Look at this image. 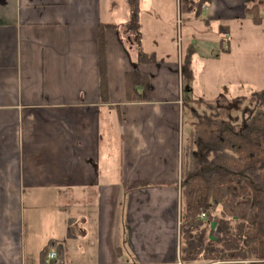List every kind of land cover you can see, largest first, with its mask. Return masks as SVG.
<instances>
[{
	"label": "crops",
	"instance_id": "1",
	"mask_svg": "<svg viewBox=\"0 0 264 264\" xmlns=\"http://www.w3.org/2000/svg\"><path fill=\"white\" fill-rule=\"evenodd\" d=\"M254 4L260 24L247 12ZM139 8L138 42L129 0H0V264H45L50 250L53 264H185L181 170L194 125L185 134L184 113L231 87L234 26L262 25L264 1L210 0L200 16L182 0ZM202 17L216 30L212 50L184 58L180 39L193 45L197 34L169 28ZM130 72L149 75L150 99L130 100ZM219 263L234 264H200Z\"/></svg>",
	"mask_w": 264,
	"mask_h": 264
},
{
	"label": "trees",
	"instance_id": "2",
	"mask_svg": "<svg viewBox=\"0 0 264 264\" xmlns=\"http://www.w3.org/2000/svg\"><path fill=\"white\" fill-rule=\"evenodd\" d=\"M128 29L139 42V0H129ZM210 0H182V6L200 16ZM254 23L262 22L259 4L247 9ZM111 26L105 24L104 27ZM103 25L99 31L100 86H107ZM222 31H226L222 28ZM142 62L156 61L154 53L141 51ZM184 81L192 80L190 59L184 65ZM130 100L150 99L149 75L127 74ZM227 102V104L225 102ZM197 98L203 111L194 109L196 121L186 142L181 170L180 254L186 262L229 261L264 264V87L229 101ZM204 211L205 219L197 218ZM199 224L196 237L192 224ZM213 224L219 235L210 234ZM189 227V229H188Z\"/></svg>",
	"mask_w": 264,
	"mask_h": 264
},
{
	"label": "rangeland",
	"instance_id": "3",
	"mask_svg": "<svg viewBox=\"0 0 264 264\" xmlns=\"http://www.w3.org/2000/svg\"><path fill=\"white\" fill-rule=\"evenodd\" d=\"M202 18L203 19H200L199 22H194L193 24L191 23V25L190 23H186L185 20H180L177 21L176 28H169V31H182L181 33L183 34V36H185L188 31H194V33L197 34V41H195L193 45H187L185 39H180V42L178 43V48H180L181 54L184 56V58L189 56L190 51L194 48L198 50L196 52L199 57L209 55L212 50V44L210 40L212 38V31L216 30L211 29L205 23L204 17ZM239 22L243 26H234L232 32V35L234 34L232 39L233 41H235V50L229 53H224V55L231 54L230 56H228L229 59L225 61V63H229L232 65V79L229 80L228 72L225 73V75H227V81L229 80L231 87H229L228 83V86L226 85L227 89H223L222 91L224 93L223 95L225 96L222 97L227 98L229 101L233 100L237 95L244 94L248 96L254 90L264 87V21L263 24L259 26L253 24L251 20L247 22ZM181 33L178 34L180 35V38L182 37ZM218 54H220V52H218ZM233 66L235 67V69H233ZM200 73L202 76H204L208 74V71L202 66ZM215 77H217V73L215 74ZM222 102L225 101L223 100ZM225 103L227 104V102ZM191 106L193 108H198L200 111H203L204 109L203 105L200 106L199 103L196 102H192L190 104V107ZM195 120V116L194 114H192L191 110L189 108L186 109L183 118V128L185 134H188V132L191 130ZM197 218H200L198 217V214ZM192 228H196L194 233H196L197 237L198 234L201 232L200 225L194 223L192 224ZM210 234L214 237H217L219 235V226L217 224H213ZM205 262L206 261L204 260H199V262L197 263L200 264ZM185 264L190 263H187L185 261Z\"/></svg>",
	"mask_w": 264,
	"mask_h": 264
},
{
	"label": "built area",
	"instance_id": "4",
	"mask_svg": "<svg viewBox=\"0 0 264 264\" xmlns=\"http://www.w3.org/2000/svg\"><path fill=\"white\" fill-rule=\"evenodd\" d=\"M198 217L202 218V219H205L206 217V214L204 211H201L199 214H198ZM182 220H180V226L182 227ZM56 251L54 250H50L46 253V257H45V264H53V260L56 258Z\"/></svg>",
	"mask_w": 264,
	"mask_h": 264
}]
</instances>
